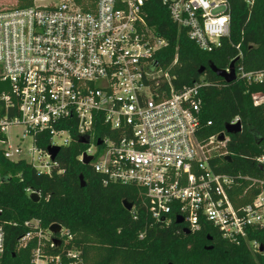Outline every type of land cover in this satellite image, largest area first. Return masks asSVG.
Here are the masks:
<instances>
[{
    "label": "built area",
    "instance_id": "1",
    "mask_svg": "<svg viewBox=\"0 0 264 264\" xmlns=\"http://www.w3.org/2000/svg\"><path fill=\"white\" fill-rule=\"evenodd\" d=\"M42 1L25 9H0L3 159L49 176L56 163L47 148L76 141L83 146L78 161L90 157L88 164L104 183L141 189L142 205L156 222L168 225L179 217L189 233L207 223L232 242L264 228V181L250 203L233 206L228 197L233 178L216 173L210 164L228 135L223 131L198 138L199 85L175 91L159 68L156 55L166 42L146 23L147 0H49L38 5ZM231 1L159 0L171 21L204 52L229 37ZM242 1L247 6L254 2ZM240 56L238 52L236 58ZM228 68L223 71L229 73ZM234 74L247 84L264 85V70L245 72L234 66ZM250 98L264 113V94ZM238 122L234 118L228 125ZM44 140L45 148L39 145ZM255 160L263 164L264 156ZM4 177L9 179L0 174V185ZM24 226L33 232L20 237L17 248L37 239L29 264H77V251L44 249L42 240L49 238L38 222ZM57 235L70 239L62 227ZM4 245L0 223V260ZM54 245L51 241L49 248ZM250 246L260 247L256 241Z\"/></svg>",
    "mask_w": 264,
    "mask_h": 264
},
{
    "label": "trees",
    "instance_id": "2",
    "mask_svg": "<svg viewBox=\"0 0 264 264\" xmlns=\"http://www.w3.org/2000/svg\"><path fill=\"white\" fill-rule=\"evenodd\" d=\"M35 1L16 0L14 8H28ZM144 10L146 23L166 42L156 60L167 72L172 88L179 91L199 85L198 138L221 133L238 119L241 131L228 135L225 147L210 164L216 173L233 178L228 197L235 208L250 203L259 192V182L264 181V163L255 160L264 156V113L252 105L250 95L264 94V85L247 84L239 77L227 84L209 65L223 70L235 60L234 66L245 72L264 70V0H254L251 6L232 0L229 37L211 52L201 51L188 39L159 0H147ZM238 52L240 58H236ZM200 68L204 70L198 74ZM47 143L44 140L39 145L45 148ZM82 150L76 141L61 147L49 176L37 174L23 162H8L0 153V174L9 175L0 185V223L5 230L0 264H29L37 239L32 237L24 248H17V241L33 232L24 226L30 221L38 222L43 234L52 224L62 227L70 239L46 233L49 239L42 240L44 249L77 251V264H264V253L250 246L252 241L264 246V228L232 242L207 223H201L195 233L185 234L184 226L174 221L168 225L156 222L142 205L141 189L104 183L89 164L78 161ZM26 189L39 194L38 202L29 199ZM124 201L132 204V212L123 208ZM51 241L58 243L49 248ZM209 246L212 248L206 249Z\"/></svg>",
    "mask_w": 264,
    "mask_h": 264
},
{
    "label": "water",
    "instance_id": "3",
    "mask_svg": "<svg viewBox=\"0 0 264 264\" xmlns=\"http://www.w3.org/2000/svg\"><path fill=\"white\" fill-rule=\"evenodd\" d=\"M234 64H235V60H233V61L230 62V64H229V68H228L229 73H226V72L223 71V70H218V69H216V68H215L213 65H211V64L209 65V69H210V71H211L212 73H214L217 77L221 78L225 83L228 84V83H231V82H234V81H235ZM203 70H204V68H200V70L198 71V74H201V73L203 72ZM240 131H241V126H240V123H239V122L236 123V124H234V125H226V126L224 127V133H225L226 135H234V134L239 133ZM223 139H224V135H223V134H220V135L218 136V141L221 142V141H223ZM59 150H60V149L57 148V147H48V148H47V153H48V155L50 156V160H51V161H54V159L56 158V156H57ZM90 160H91L90 157L83 156V157H82V164H83V165H87V164L90 162ZM225 160L229 162V158L226 157ZM79 181H80V186L83 187V186H84V183H83V178H82V176L79 177ZM29 199H30L32 202L36 203V202H38L39 197H38L37 194L32 193V194H30ZM122 206H123V208H124L127 212H130V210H131V208H132V204L127 203V202H125V201L122 203ZM181 223H182V219L179 218V217H177V218L175 219V224L179 225V224H181ZM60 229H61V227H60L59 225H57V224H52V225L48 228V231H49V233H51L52 235H57V234L60 232ZM184 233H185V234H188L189 231L185 229V230H184ZM207 240H208V241H211V238L208 237ZM55 242L58 243L57 241H55ZM211 248H212V247L209 246V247H207L206 249L210 250ZM258 252H259V253H264V246H260V247L258 248Z\"/></svg>",
    "mask_w": 264,
    "mask_h": 264
},
{
    "label": "rangeland",
    "instance_id": "4",
    "mask_svg": "<svg viewBox=\"0 0 264 264\" xmlns=\"http://www.w3.org/2000/svg\"><path fill=\"white\" fill-rule=\"evenodd\" d=\"M48 3H49V0H44L42 2H38V5H46ZM15 4H16V0H0V9L13 8L15 7ZM30 222H34V221H30ZM43 236L45 238H48L46 233Z\"/></svg>",
    "mask_w": 264,
    "mask_h": 264
}]
</instances>
